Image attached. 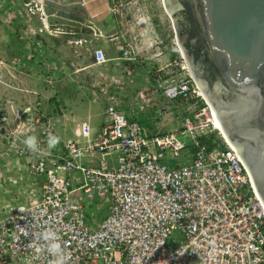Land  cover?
Wrapping results in <instances>:
<instances>
[{"label": "built area", "instance_id": "1", "mask_svg": "<svg viewBox=\"0 0 264 264\" xmlns=\"http://www.w3.org/2000/svg\"><path fill=\"white\" fill-rule=\"evenodd\" d=\"M145 2L109 0V6L118 24ZM0 23L20 28L25 50L24 56L0 58V84L30 68L42 36L67 34L46 23L41 0H0ZM176 48L159 42L144 48L155 60L150 87L165 101L148 122L154 115L161 125L180 119L174 131L147 134L110 103L108 124L92 134L90 123L83 122L76 135L82 140L67 139L52 154L45 148L60 117L34 107L10 113L0 98L4 153L25 160L28 174L42 182L39 199L0 218V264H55L58 257L48 249L52 241L43 239L48 230L60 238L64 264H264V207ZM93 57L98 65L108 62L99 48ZM120 59L135 64L139 50L126 42ZM46 64V71L30 74L50 84L56 65ZM138 100L143 110V94ZM127 107L129 114L136 112V104ZM213 132L217 144L209 149L201 138ZM178 134L187 135L189 148ZM29 136L37 138L36 152L24 143ZM181 152L187 161L169 168ZM97 201L107 206L106 215L89 223L87 210Z\"/></svg>", "mask_w": 264, "mask_h": 264}, {"label": "water", "instance_id": "2", "mask_svg": "<svg viewBox=\"0 0 264 264\" xmlns=\"http://www.w3.org/2000/svg\"><path fill=\"white\" fill-rule=\"evenodd\" d=\"M45 21L68 34L117 35L109 0H41ZM162 0L167 12L186 8L199 31L186 64L222 136L248 170L264 207V0Z\"/></svg>", "mask_w": 264, "mask_h": 264}, {"label": "crops", "instance_id": "3", "mask_svg": "<svg viewBox=\"0 0 264 264\" xmlns=\"http://www.w3.org/2000/svg\"><path fill=\"white\" fill-rule=\"evenodd\" d=\"M34 23L39 25L36 19H34ZM0 25L4 24L0 23ZM7 27L17 28L18 26ZM130 33L128 39L126 35L118 32L116 36L107 40H103L95 34L67 33L57 36H42L43 45L40 47L41 50L38 54L35 55L34 60H32L30 68L22 71L23 73H20L17 79L13 81L15 90L13 102H11L12 108L8 107L7 109L9 111L12 109L23 110L18 105L23 103L21 99L25 98L29 103L34 102L35 106L46 102L44 105L45 110L50 112L49 115L45 111L44 113L48 114L46 116L57 115L60 117L55 136L59 137V143L51 148L55 152L61 151L62 144L67 139L82 140L81 137L76 135L83 122L90 123L92 134L108 124L109 119L105 114V108L110 103H113L116 109L129 120H135L142 126V119L147 126L149 124V122H146L148 121L149 116L147 114L149 111L155 113L162 109L165 107V101L163 99V103H159L158 92L153 91V88L150 87L149 65L141 59L144 55L141 48L144 42L138 47L139 59L135 64L120 59L125 43H135L136 35L132 30H130ZM18 35L19 31L15 41L21 44ZM58 39H60V46L56 47ZM148 42L152 43L153 38L148 39ZM96 48L104 52L108 60L107 63L102 65L95 63L93 51ZM23 54L21 51L20 56H24ZM50 61H55L56 65L54 73L48 75L50 84L43 80L41 82L30 74V69L46 71V63ZM140 71H142L143 76L138 79ZM49 73H51V70ZM37 85L48 89L41 91L37 88ZM21 88L28 93L20 94L23 93L20 92ZM140 94H143L146 99L143 110L137 107ZM131 103L136 104V112L133 115L127 111V106ZM49 110L53 111L54 114ZM38 111H40V108H38ZM150 134H153V132ZM106 212L107 206L104 202L97 201L95 206L87 210L88 222H99L104 218Z\"/></svg>", "mask_w": 264, "mask_h": 264}, {"label": "rangeland", "instance_id": "4", "mask_svg": "<svg viewBox=\"0 0 264 264\" xmlns=\"http://www.w3.org/2000/svg\"><path fill=\"white\" fill-rule=\"evenodd\" d=\"M160 4H162V0H146L144 4H141L142 6H138L137 9L131 10L130 17L128 14L123 17V19L119 20L117 25V32H121L123 35H126L127 39L131 34L130 30H132V32L134 31L136 39L133 45L136 46L137 49L144 42L141 46L144 54L141 59L148 63L147 65H149V71L154 69L153 64L155 60L152 56V50H144V48H146L151 42H148V39L150 40L153 38L152 44H154V42H159V44L163 46H172L171 24L167 15L162 11ZM18 31L20 33V28L18 27L15 28L0 25V58L11 60L18 57L14 56L20 49V44L15 41ZM101 39L107 40L108 38L101 37ZM167 40H169V44L167 43ZM58 46H60V39H58L56 43V47ZM142 76L143 73L140 71L137 78L141 79ZM13 86L14 83L12 80H6L4 84H0V98L3 100V104L7 108L11 107V102H13V93L15 90ZM37 88L41 91H46L48 89L47 87H41L38 85ZM20 92H23L20 94H26L25 92L27 91H24V89L21 88ZM157 95L159 103L162 104L163 98L161 93L158 92ZM21 100L23 103H20L18 106L22 109L25 107H36L35 110L40 112L39 114L42 115L46 111V108L44 107L46 102L43 104L41 103L39 106H35L34 102L29 103L27 98ZM38 108H40V111H38ZM47 113L50 115V112ZM47 113H44V115H48ZM51 113L54 114L53 111H51ZM147 115L152 116V112L149 111ZM154 117L155 115L151 118V122L147 124V126L141 119L142 126H144L143 128L147 134L157 130L161 133H166L181 128L180 119H174L171 123L161 125L163 124V120L159 118L157 120L154 119ZM11 122L12 120L10 119V123ZM146 122L148 123V121ZM11 128H13V126ZM178 138L185 142L187 148L190 147L189 139L186 134H178ZM46 150L52 154L56 153L55 151L49 149V147H46L45 151ZM4 152L6 153L7 151L4 149V145L2 146L0 144V218L18 206H28L30 202L39 199L42 185L40 180L34 179L28 174L27 163L25 160L18 159L16 161L15 158L11 155L7 156ZM186 154V152H181L177 159L174 158L169 161L168 167L175 168L178 163H185L187 161ZM172 239L177 242L179 240V234L174 233Z\"/></svg>", "mask_w": 264, "mask_h": 264}, {"label": "flooded vegetation", "instance_id": "5", "mask_svg": "<svg viewBox=\"0 0 264 264\" xmlns=\"http://www.w3.org/2000/svg\"><path fill=\"white\" fill-rule=\"evenodd\" d=\"M191 0H180L179 4L182 6H191L190 5ZM162 11L167 15L169 18L170 24H171V31H172V47L174 49H177L178 47L181 51V54L183 56L184 61L186 62V59L184 57L182 48H180V45L177 42V36L178 38H182V47L187 52L188 55H192L197 49H196V40H198L199 31L197 28L192 29L190 27V16L189 12L186 8L179 9L173 11V13L170 15L167 10L165 9L163 3L160 4ZM177 35V36H176ZM169 40H167L168 43ZM166 43V44H167ZM169 44V43H168ZM187 63V62H186Z\"/></svg>", "mask_w": 264, "mask_h": 264}, {"label": "clouds", "instance_id": "6", "mask_svg": "<svg viewBox=\"0 0 264 264\" xmlns=\"http://www.w3.org/2000/svg\"><path fill=\"white\" fill-rule=\"evenodd\" d=\"M25 145L27 146L28 149H30L33 152H36L38 150L37 146V138L35 136H29L25 141ZM59 143V137H49L48 140V147L49 149L55 147ZM43 239L45 241H52L51 243L48 244V249L51 253L56 255L58 257L57 261L55 264H64V253L63 250L61 249V245L59 243V236L52 232L51 230L46 231L43 234Z\"/></svg>", "mask_w": 264, "mask_h": 264}, {"label": "trees", "instance_id": "7", "mask_svg": "<svg viewBox=\"0 0 264 264\" xmlns=\"http://www.w3.org/2000/svg\"><path fill=\"white\" fill-rule=\"evenodd\" d=\"M18 39H19V41L21 42L22 47H21V44H20V49H19V51H17V52L15 53L14 56H20L21 51H22V53L24 52V49H23V42L20 40V33H19V35H18ZM174 55H175V54L171 53V56H170V57H173ZM201 141H202L203 143H205L206 146H207L209 149H211L212 147H214L215 144H217V139H216L215 132H213V133H211V134H208V135H206L205 137L201 138ZM220 148H222V146H220Z\"/></svg>", "mask_w": 264, "mask_h": 264}, {"label": "bare ground", "instance_id": "8", "mask_svg": "<svg viewBox=\"0 0 264 264\" xmlns=\"http://www.w3.org/2000/svg\"><path fill=\"white\" fill-rule=\"evenodd\" d=\"M165 9H166V8H165ZM210 110H211V113H212V115H213V117H214V119H215L216 129L220 132V134H223L222 129H221L220 125L218 124L217 120H216L214 109H213V108H210ZM222 137H223V136H222ZM223 138L226 139V137H223ZM226 141H228V140L226 139ZM228 142H229V141H228ZM229 143H230V142H229Z\"/></svg>", "mask_w": 264, "mask_h": 264}]
</instances>
